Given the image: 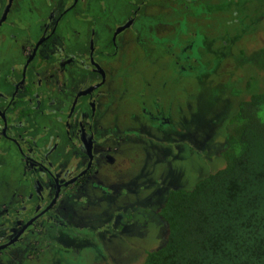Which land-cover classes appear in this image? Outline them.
I'll list each match as a JSON object with an SVG mask.
<instances>
[{
	"label": "rangeland",
	"instance_id": "obj_1",
	"mask_svg": "<svg viewBox=\"0 0 264 264\" xmlns=\"http://www.w3.org/2000/svg\"><path fill=\"white\" fill-rule=\"evenodd\" d=\"M115 1L105 15L89 9L91 20L112 25L135 7ZM76 12L68 32L84 18L81 7ZM139 12L117 54L102 61L112 71L99 119L117 133L108 137L118 147L108 172L114 178L88 181L65 204L61 239L69 252L53 246L40 254V247L30 262L24 250L22 264H138L164 243L166 223L156 209L168 192L224 166L220 153L238 103L264 89V0H146ZM4 147L2 140L0 153ZM9 171L0 167V204L6 183L20 176L19 168Z\"/></svg>",
	"mask_w": 264,
	"mask_h": 264
},
{
	"label": "flooded vegetation",
	"instance_id": "obj_2",
	"mask_svg": "<svg viewBox=\"0 0 264 264\" xmlns=\"http://www.w3.org/2000/svg\"><path fill=\"white\" fill-rule=\"evenodd\" d=\"M131 1L133 10L109 25L91 20L87 12L96 8L105 15L115 0H43L37 5L0 0V49H7L0 52V141L5 146L0 167L20 171L19 178L6 183L8 198L0 204V264H22L24 250L31 262L40 247V254L63 248L65 204L80 196L88 181L104 185L101 179L114 178L108 172L118 147L108 137L113 140L117 133L99 119L112 71L102 61L117 54L125 33L141 18L146 0ZM79 7L84 18L68 32L71 15L80 18ZM28 12L34 14L25 18ZM5 38L13 42L5 44Z\"/></svg>",
	"mask_w": 264,
	"mask_h": 264
},
{
	"label": "trees",
	"instance_id": "obj_3",
	"mask_svg": "<svg viewBox=\"0 0 264 264\" xmlns=\"http://www.w3.org/2000/svg\"><path fill=\"white\" fill-rule=\"evenodd\" d=\"M229 123L224 166L168 192L158 208L164 243L138 264H264V89Z\"/></svg>",
	"mask_w": 264,
	"mask_h": 264
},
{
	"label": "water",
	"instance_id": "obj_4",
	"mask_svg": "<svg viewBox=\"0 0 264 264\" xmlns=\"http://www.w3.org/2000/svg\"><path fill=\"white\" fill-rule=\"evenodd\" d=\"M123 29V27L119 28V30Z\"/></svg>",
	"mask_w": 264,
	"mask_h": 264
}]
</instances>
